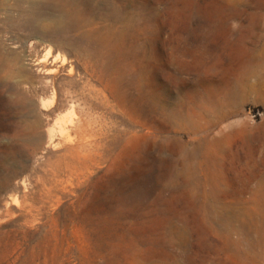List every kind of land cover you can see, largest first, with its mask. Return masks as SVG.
<instances>
[{"label": "rangeland", "instance_id": "374dc122", "mask_svg": "<svg viewBox=\"0 0 264 264\" xmlns=\"http://www.w3.org/2000/svg\"><path fill=\"white\" fill-rule=\"evenodd\" d=\"M0 264H264V0H0Z\"/></svg>", "mask_w": 264, "mask_h": 264}, {"label": "bare ground", "instance_id": "6f19581e", "mask_svg": "<svg viewBox=\"0 0 264 264\" xmlns=\"http://www.w3.org/2000/svg\"><path fill=\"white\" fill-rule=\"evenodd\" d=\"M0 70H1V57H0Z\"/></svg>", "mask_w": 264, "mask_h": 264}]
</instances>
